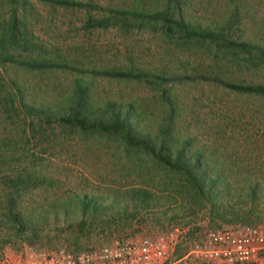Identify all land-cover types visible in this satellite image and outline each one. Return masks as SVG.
<instances>
[{
  "label": "trees",
  "instance_id": "16d2710c",
  "mask_svg": "<svg viewBox=\"0 0 264 264\" xmlns=\"http://www.w3.org/2000/svg\"><path fill=\"white\" fill-rule=\"evenodd\" d=\"M4 2L7 12L0 17L2 114L32 131L58 125L86 137L113 140L127 155V173L134 179L107 190L77 185L62 189L61 181L45 173L48 167L38 157L27 158L25 153L16 157L14 149H2L1 141L0 250L23 243L36 252L45 247L55 253L60 247L90 252L142 232L165 233L188 224L198 212L206 214L212 231L264 224L262 158L248 151L253 158H244L226 140L230 135L226 124L216 126L213 138L192 132L186 114L189 97L183 101L177 92V88L202 83L229 94L264 99V81L236 79L226 64L242 59L264 70V36L247 24L242 0H227L228 16L209 24L185 18V0ZM37 4L81 11L86 30L161 33L173 45L202 50L215 58L208 64L179 61L175 67L169 62L143 66L132 59L122 65L92 67L81 61L80 54L37 43L30 20ZM58 74L63 83L59 86L51 78ZM97 79L143 84L152 91L154 106L139 98H100ZM220 120L225 121V116ZM155 170L162 173V182L152 174ZM30 192L36 193L35 199L28 197ZM198 229L187 230L174 250L173 264L187 255V240Z\"/></svg>",
  "mask_w": 264,
  "mask_h": 264
},
{
  "label": "rangeland",
  "instance_id": "374dc122",
  "mask_svg": "<svg viewBox=\"0 0 264 264\" xmlns=\"http://www.w3.org/2000/svg\"><path fill=\"white\" fill-rule=\"evenodd\" d=\"M98 1L105 3L108 0ZM112 1L119 4L133 0ZM242 2L247 9L244 10V13L247 14V24L264 36V30H262V28L264 29V0H242ZM228 7L227 0H185L184 15L192 22L216 23L221 16H228L226 13ZM35 10L36 12L30 20L37 43L43 48L59 46L67 52L80 54L81 61L92 67L122 65L128 59L143 66H155L169 62L175 67L179 61L192 62L196 60L208 64L215 58L212 54L202 50L173 45L161 33L137 30L127 32L120 28L86 30L83 28L85 14L81 11L65 10L47 4H37ZM6 12L5 2L0 0V17L2 13ZM218 56L221 62H226L224 58ZM241 60H237L235 63L234 61L226 62L230 75L236 79L264 81V70L250 67ZM24 78L26 79V77ZM51 78L58 86L63 84L60 74L57 78ZM95 86L96 94L100 98H139L146 100L143 102L149 107L154 106L151 100L152 91L143 84L134 81L118 82L110 79H97ZM177 92L180 93L183 101L189 97V103L186 102V114L192 132L203 133L205 137L213 138L218 129L216 126L219 123L226 124L229 127V136L234 135L233 139L228 136L226 140L236 145L244 158H253L247 154L248 151L254 156H260L264 162V99L229 94L222 88L202 83L177 88ZM39 93L41 94L43 91H39ZM50 93L52 92L50 91ZM242 114L244 117L241 116ZM220 116H225V121L222 122ZM1 141L4 144L2 149H6V147L14 149L13 154L16 157L20 153H25L27 158L38 157L48 167V171L45 173L48 172L58 178L61 181L62 189L77 185L85 190L97 187L107 190L124 185L134 179L127 173L129 166L127 155L123 148L113 140L86 137L78 131L58 125L44 126L32 131L29 126L18 121L16 123L9 122L0 111ZM5 160L6 163H10L7 159ZM152 174L157 181L162 182V173L159 170L153 171ZM1 176L2 174H0ZM28 197L35 199L36 193L30 192ZM1 199H3V194L0 186V201ZM204 220H208L206 214L198 212L191 222L179 226V228H187V230L194 226L199 229L193 237L187 240L189 252L176 264H225L222 261L209 263L205 261L202 254L195 252V243L201 240L207 231L211 230L208 228V223L202 224ZM162 233L164 232H142L127 238H156ZM60 251L73 254L81 253L70 252L64 247L58 248L56 253ZM50 253H55L51 247H45L36 252L30 250L23 243L5 245L0 250V254L8 256L12 260H20L22 264H33L36 256ZM173 261L174 255L167 264H173ZM251 262L264 264V255H258Z\"/></svg>",
  "mask_w": 264,
  "mask_h": 264
},
{
  "label": "built area",
  "instance_id": "2783aa9c",
  "mask_svg": "<svg viewBox=\"0 0 264 264\" xmlns=\"http://www.w3.org/2000/svg\"><path fill=\"white\" fill-rule=\"evenodd\" d=\"M208 223L204 220L202 224ZM187 228H173L156 238H127L103 245L88 253L41 254L33 264H167L178 244L184 241ZM195 252L205 261H222L225 264H244L264 255V224L244 228L235 226L207 231L195 243ZM0 264H22L0 254Z\"/></svg>",
  "mask_w": 264,
  "mask_h": 264
}]
</instances>
